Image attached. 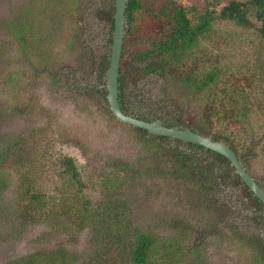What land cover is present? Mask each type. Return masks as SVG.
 <instances>
[{"label": "rangeland", "instance_id": "obj_1", "mask_svg": "<svg viewBox=\"0 0 264 264\" xmlns=\"http://www.w3.org/2000/svg\"><path fill=\"white\" fill-rule=\"evenodd\" d=\"M143 1L131 27L141 31L132 37L125 28V100L130 112L168 126L192 123L200 108L187 101L179 83L150 74L135 82L130 78L142 65L133 63L129 53L150 47L152 39L146 12L166 4ZM178 1L201 11L205 2L216 3L219 10L229 0ZM108 8L104 0H0V150L13 145L27 159H14L17 168L7 170L10 179L0 200V264H22L35 253L60 250L77 259L72 264H104L102 254L117 238L133 239L137 232H150L159 241L176 239L175 247L180 236L187 242L189 237L175 229L178 224L192 229L197 239L178 246L187 258L184 264L194 258L193 248V256L205 257L206 264H254L248 237L264 240V229L247 209L241 186L228 180L218 192L197 193L195 184L170 175L168 159L175 147L190 155L193 150L183 142L139 136L111 116L99 92L105 77L98 78L101 58L111 49ZM213 29L173 71L181 79L216 68L223 83L242 90V108L251 120L241 138L246 153L241 164L264 188V41L227 21L214 22ZM24 30L28 39L34 34L48 42L38 45L33 38L23 46L18 40ZM166 32L155 34L160 40ZM220 89L215 91L220 94ZM65 159L73 160L80 181L65 173ZM27 169L38 177L42 207L24 219L14 208L24 193L22 172ZM21 203L37 201L26 196ZM261 247L264 254L263 242ZM105 264L120 263L106 258ZM164 264L183 261L175 257Z\"/></svg>", "mask_w": 264, "mask_h": 264}, {"label": "trees", "instance_id": "obj_2", "mask_svg": "<svg viewBox=\"0 0 264 264\" xmlns=\"http://www.w3.org/2000/svg\"><path fill=\"white\" fill-rule=\"evenodd\" d=\"M107 1H109V10L106 18H108L109 28L112 32L114 0H104L105 3ZM143 2V0H127L125 16L129 30L126 35L130 34L133 37L134 34L141 31L139 28L133 29L131 27L137 21V12L143 8ZM165 3V6L160 9H148L146 12L149 22L147 33L150 34L152 39L149 40L150 47L134 49L129 53L133 63L142 65V67L135 69V74L130 78L132 82H135L150 74L159 77L166 83L172 79L174 82L179 83V85L187 90L184 95L187 101L197 104L200 108L199 116L196 115V118L192 117V123L187 120L183 121L185 124L182 125H180V121L171 124V126H168L166 122L163 124L167 127L190 129L201 135L208 136L214 141L224 142L236 154L240 162L244 163L246 153L241 147V138H245L246 126L250 124L251 118L250 113L244 110L246 108H242L245 105L242 90L238 88L234 89L230 87L228 82H224L229 89L228 93L220 77L221 74L216 68L207 71L201 76L189 75L181 79L177 78V74L175 75L173 70L187 59L188 55L198 46L201 39H207L212 35L214 30L213 24L216 21H227L237 27L253 30L264 41V0H229L219 10L216 3L208 4L205 2L201 11H197L194 7H186L180 4L178 0H165ZM162 29L167 32L159 40L155 33ZM22 33L24 34L23 36ZM22 33L18 41L21 45L27 46L26 40L28 37L25 35L30 33L26 30L22 31ZM30 36L31 38L27 40V43L33 38H37L36 43L38 45L42 44V42L45 44L48 42L46 38H38L40 36L35 37L34 34ZM109 42L112 44L111 38ZM125 54V44L123 43L118 79V99L121 110L129 115L132 108H130L129 102L125 100L124 95L126 66L122 58ZM109 56L110 52L107 56L101 58V65L99 64L101 69L99 70L98 78L105 76L109 65ZM218 87L223 90L224 94L221 93V89L220 94L215 91ZM99 92L101 97L105 99L106 90L104 84ZM138 118L145 121H154L152 118H147L145 113L140 112L138 113ZM134 130L139 136L147 134L146 131L141 129L134 128ZM156 138L161 142L171 141L166 137L157 136ZM173 142L181 144L178 140H174ZM153 143L156 142L152 140L150 144ZM184 145L193 150V153L190 155L187 151L177 147L171 149L168 154L170 175L175 178L189 180L192 184H195L194 189H196L197 193H204L205 196L210 192L209 189L213 188L218 192L228 180L235 181L237 186H241L243 197L246 199L245 204L247 209L251 212L252 218H255L258 228L264 229V211L261 203L233 173V168L229 162L221 155L200 146L189 143H185ZM20 158H23L25 161L27 160L25 155H17L13 145L0 150L1 202H3L4 198L3 189L7 187L10 179V176L7 175L8 167L16 166L17 168L16 164L18 162L16 160H20ZM14 159H16L15 162ZM206 162L208 163L207 165L204 164ZM62 165L65 168V173L71 176L72 181H80L74 168L73 160L65 159ZM22 174H24L22 183L24 193L19 198V204L16 203L14 213L18 214L21 218L27 219V214L36 213L41 210L42 203L39 200L41 193L38 191L36 181L38 177L36 173H32L27 169ZM256 182L259 184L258 180ZM80 190H83L81 184ZM25 195L32 200H36L37 203L32 206H29L27 203L22 205L21 199H25ZM175 229L188 236L189 240L184 242L185 237L180 236L176 241L177 246L175 247L173 244L176 239L172 240L171 238L170 241L162 239L159 241L150 232H137L133 235V239L127 236L125 241L119 237L115 245L111 249L109 248L108 251L105 250L102 254L104 264L106 258H110L112 262L119 261L120 264H164L166 260L174 261L175 257L180 258L184 264L187 258L183 255V251L178 249V246L196 244L197 239L192 238V234L189 233L192 229H188L180 224ZM231 229L235 235L238 234V231L234 230V228L231 227ZM261 242L264 243V240L255 236L248 237V246L252 251L254 264H264ZM191 250V257L194 258L189 261L190 264H206L205 257L200 255L193 256L196 249L193 248ZM201 253H204V251L202 250ZM201 253L199 252V254ZM35 254L23 259L22 264H72L77 260L65 250L48 253L43 251ZM162 254H164V257L159 258Z\"/></svg>", "mask_w": 264, "mask_h": 264}, {"label": "water", "instance_id": "obj_3", "mask_svg": "<svg viewBox=\"0 0 264 264\" xmlns=\"http://www.w3.org/2000/svg\"><path fill=\"white\" fill-rule=\"evenodd\" d=\"M127 0H114L112 44L109 56L108 69L105 72L104 88L106 101L111 115L121 123L136 129L146 131L148 134L178 140L183 143L200 146L224 157L233 168V173L251 191L253 196L261 203L264 211V189L247 172L236 154L224 142L212 140L208 136L199 134L190 129L167 127L160 120L145 121L132 115L125 114L120 107L118 99V79L122 57L123 43L126 28Z\"/></svg>", "mask_w": 264, "mask_h": 264}, {"label": "flooded vegetation", "instance_id": "obj_4", "mask_svg": "<svg viewBox=\"0 0 264 264\" xmlns=\"http://www.w3.org/2000/svg\"><path fill=\"white\" fill-rule=\"evenodd\" d=\"M118 85H119V82H118ZM130 114L129 115H134V117L138 118V113H135V112H129Z\"/></svg>", "mask_w": 264, "mask_h": 264}]
</instances>
